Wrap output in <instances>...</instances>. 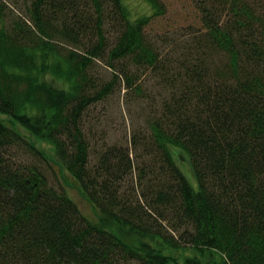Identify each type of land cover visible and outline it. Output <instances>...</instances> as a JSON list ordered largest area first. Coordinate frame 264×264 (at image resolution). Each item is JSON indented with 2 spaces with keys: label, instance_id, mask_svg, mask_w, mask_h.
<instances>
[{
  "label": "trees",
  "instance_id": "16d2710c",
  "mask_svg": "<svg viewBox=\"0 0 264 264\" xmlns=\"http://www.w3.org/2000/svg\"><path fill=\"white\" fill-rule=\"evenodd\" d=\"M191 1L200 26L165 46L146 28L160 0L136 15L123 0H0V264H264V0ZM148 66L150 136L133 135V156L114 144L96 156L88 108L119 75L142 96Z\"/></svg>",
  "mask_w": 264,
  "mask_h": 264
},
{
  "label": "rangeland",
  "instance_id": "374dc122",
  "mask_svg": "<svg viewBox=\"0 0 264 264\" xmlns=\"http://www.w3.org/2000/svg\"><path fill=\"white\" fill-rule=\"evenodd\" d=\"M123 1L130 8L133 15L150 11V6L146 0ZM160 2L163 6V12L155 16L146 27L157 45H171L168 36L170 33V38L176 40L171 34L174 30L179 31L182 28H197L200 26L198 8L195 2L191 0H160ZM184 29L183 33L186 32ZM179 34H176L175 37ZM161 37L166 39L159 40ZM163 57L167 56L164 55ZM132 70H135L134 66ZM95 72L102 80L107 81L112 78L111 68L106 62L98 58L95 60ZM137 83L142 85L145 90L142 96H133L132 90L125 88L123 76L119 75V81H116L112 92L88 108L84 117V126L89 130V125H91L89 130L91 135L89 136H91V142L98 145L96 156L99 155L101 150L112 144L122 147L133 156L134 152H139L138 143L132 141L133 135L150 136L146 117L150 115L152 108H154L153 102L155 101H150V99L156 100L155 95L158 92V87L160 88V85L157 84L158 79L154 74V69L150 66L141 67ZM1 117L5 118V116ZM24 133L26 134L25 131ZM39 144L46 152H51L48 142L41 141ZM172 151L174 152L175 161L186 179L193 188H196V178L186 153L179 152L177 148H172ZM94 159L97 161V158ZM46 165L43 164L42 167ZM45 171L49 179L56 182L55 185H64L66 192L76 201L83 214L90 219H94V211L88 200L80 194L74 179L70 178L65 172L62 174L59 165L53 161H50L49 166L45 167ZM61 175L64 179L66 177L68 182L66 179L64 181Z\"/></svg>",
  "mask_w": 264,
  "mask_h": 264
}]
</instances>
